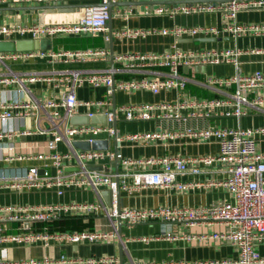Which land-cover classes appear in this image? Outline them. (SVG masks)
<instances>
[{
	"label": "built area",
	"instance_id": "2783aa9c",
	"mask_svg": "<svg viewBox=\"0 0 264 264\" xmlns=\"http://www.w3.org/2000/svg\"><path fill=\"white\" fill-rule=\"evenodd\" d=\"M4 1V0H0ZM26 4L46 5L56 3H81L83 0H20ZM114 1V0H112ZM101 0L98 5L81 8V16L72 22L44 24L0 25V39H43L56 36L98 34L107 29L109 11ZM259 0H229L223 2V21L220 25L175 26L167 29L117 31L119 36H137L161 33L174 37L232 35L248 33L264 35V23L238 24L239 11L260 5ZM197 5V4H195ZM195 6L185 7L192 11ZM211 4L198 9H211ZM164 10L163 8L156 9ZM127 17V14H124ZM107 38V37H105ZM241 50L238 47L188 48L173 45L162 52L136 54H114V60L122 66H109V50L105 47L81 49H34L22 51H0V190L24 191L52 189L57 195L69 188L92 189L100 193L101 188L110 190V202H55L44 204L0 205V242L32 243L49 241L62 243L115 242L118 237L117 222L135 225L148 221H160V235L172 239L171 229L177 224L219 222L228 226L222 233L198 237L200 241L223 239L237 251L230 264H264V256L257 249L264 244V152L257 145L256 136L264 135V126H213L186 127L182 130H160L117 135L115 142L124 139L152 143L169 141L188 136L203 142L215 139L219 145L216 155L194 157L165 155L146 158H127L118 149H81L74 141L91 144L95 140L112 141L113 116L122 112L127 120H189L235 117L261 113L264 115V72L255 71L231 76H207L202 84L217 92L216 96L202 98L186 92L192 81L181 72L182 68L220 63L238 64ZM104 63L103 65H98ZM42 65L25 68L26 65ZM137 69L148 72L139 78H115L118 74L134 73ZM46 84L53 89L52 96L38 98L33 85ZM132 93L175 90L172 100L140 102L112 107V90ZM82 87L104 88L100 98L82 99L78 90ZM44 88L41 90L43 91ZM55 90V91H54ZM75 115L87 117L104 116L105 123L71 124ZM116 117V116H115ZM32 119V127L25 123ZM44 137L29 141L30 137ZM32 142H36L33 144ZM27 144L23 146L24 144ZM63 144L60 150L59 144ZM32 144V145H30ZM119 161L128 166L147 165L155 169L118 173L105 171L107 162ZM219 161L226 167V177L209 182V186H222L233 197L232 201L211 203L200 207L157 206L151 208L118 207L116 197L118 177L119 189L128 192L145 187H163L184 191L197 183L181 181L179 174L199 173L198 165H210ZM101 165L103 169L90 166ZM69 167V170L66 168ZM131 176V182L126 180ZM69 216L104 218L108 229L50 230V222ZM9 223L16 224L15 232H5ZM40 225V229L34 228ZM147 238L143 237V240ZM115 255L70 257L64 253L57 257L0 260V264H117ZM165 264V263H162Z\"/></svg>",
	"mask_w": 264,
	"mask_h": 264
},
{
	"label": "crops",
	"instance_id": "0c3cea01",
	"mask_svg": "<svg viewBox=\"0 0 264 264\" xmlns=\"http://www.w3.org/2000/svg\"><path fill=\"white\" fill-rule=\"evenodd\" d=\"M101 0H83L81 3H99ZM126 1V0H114ZM135 1V0H133ZM146 1V0H139ZM159 1V0H147ZM259 6L239 11L236 14L235 22L238 24L264 23V0H259ZM197 4V5H195ZM211 9H198V6H205L206 3H193L185 7L195 6L192 11H185L183 6L170 5L172 8H163L157 11L152 5H145L144 11L135 7L125 8L122 6L113 7L109 26L104 32L98 34H79L70 36H56L51 39L52 49H81L86 47H105L108 30L111 29V46L114 54H144L148 52H162L171 49L175 44L182 49L188 48H225L238 47L241 50L238 56V64L220 63L208 64L205 71L193 68L181 69L190 81L186 86V92L202 98H210L217 95V92L202 84L207 76L226 77L233 75L236 71L240 74H249L255 71L264 72V35H254L248 33L243 36L234 37L232 35L219 36L221 40H204L211 36H186L174 37L171 34L152 33L137 36L135 38L119 36L117 31L122 29L148 30L167 29L175 26H197V25H220L223 21V2L210 3ZM20 0H4L0 2V25L3 24H39L36 10H16L12 7L33 6ZM8 7V8H7ZM160 7H163L160 5ZM140 9V6H138ZM127 14V17L124 16ZM81 12L72 13H44V23L72 22L79 19ZM98 64V63H97ZM99 63L98 65H103ZM107 65L110 64L108 59ZM113 65L122 66V61L114 60ZM40 67L42 65L29 64L25 68ZM202 66V65H201ZM148 75L146 71L137 69L134 73L118 74L115 78H139ZM44 88L43 91H41ZM34 95L38 98L52 96L53 89H48L44 83L32 86ZM104 88L82 87L78 90V97L82 99L100 98L104 93ZM55 91V90H54ZM175 90L160 91L152 94L149 91H134L132 93L124 91L114 92L115 106L128 105L140 102H158L175 99ZM112 98V96H111ZM113 103V99H112ZM116 131L119 135L134 134L142 132H152L160 130H182L186 127H213V126H241L260 127L264 126V115L253 113L243 115L239 119L235 117H216L212 119L189 120L187 122H176L173 120H127L122 112L117 111ZM28 127H32L33 120H25ZM44 138V137H42ZM40 137L27 138L29 141L41 140ZM257 145L260 151L264 152V135L256 136ZM109 142V149H114L113 141ZM35 144L36 142H32ZM27 145L26 143L23 145ZM32 145V144H30ZM63 150V144H59ZM121 154L127 158L139 159L150 156L162 157L165 155L194 157L198 155H216L219 152V145L215 139L197 142L196 139L177 137L169 141H155L152 143H142L124 139L116 146ZM105 171L115 173L116 168L122 172H138L141 170L155 169L147 165L131 164L125 166L119 161L107 162ZM200 171L197 174L188 172L176 176L178 180L197 183L188 187L184 191L163 187H145L135 191L120 190L119 196L123 207L131 208H151L157 206L167 207H200L211 203L232 201V195L222 186H209V182L218 181L226 177V167L219 161H213L210 165L200 163ZM69 168V167H67ZM126 180L131 182V176ZM106 188H101L104 190ZM103 200L100 193L92 189L69 188L61 195H57L52 189H32L24 191L0 190V205L11 204H44L55 202H93ZM104 201V200H103ZM92 217L91 227L108 229L109 225L104 218L88 216L84 219L87 222ZM160 221H148L135 225H122L121 234L115 242H83V243H62L49 241L44 246L41 241L32 243H12L0 242V260L41 258L43 256L57 257L64 253L70 257H91L100 255H115L117 264L122 260L123 264H230L228 261L237 256L236 248L223 239H212L200 241L198 237L208 236L214 233H222L228 230V226L219 222L196 223L186 225L177 224L171 229L175 232V237L168 239L160 235L163 230ZM34 228L40 229V225ZM16 224L9 223L5 232H15ZM143 237L147 238L143 240ZM257 249L264 256V244H259ZM79 264V263H71Z\"/></svg>",
	"mask_w": 264,
	"mask_h": 264
},
{
	"label": "water",
	"instance_id": "95a60500",
	"mask_svg": "<svg viewBox=\"0 0 264 264\" xmlns=\"http://www.w3.org/2000/svg\"><path fill=\"white\" fill-rule=\"evenodd\" d=\"M229 0H159V1H139V0H126V1H112V0H106L104 3L109 11V19L107 21V26H109L111 15H112V8L113 7H125V8H132L135 7L137 10L144 11L145 5H152L153 9L158 8H172L170 5H174L177 7L185 6L193 3H217V2H227ZM100 3H56V4H46V5H33V6H20V7H12L16 10H36L38 13V23L41 25L43 24V14L44 13H72V12H79L81 8L90 6V5H98ZM163 6V7H160ZM140 6V9L138 8ZM8 8V7H7ZM111 29L108 30V36L105 41V48H108L109 50V60L111 66H113V50L111 46ZM204 40H221L220 37H207ZM51 48V39L50 38H43V39H29V38H22V39H0V51H22V50H34V49H50ZM201 69L202 71H205V66L202 65L200 67L196 66L195 70ZM185 70H187L185 68ZM112 90V99L113 104L112 107L114 109L115 103H114V88L111 87ZM69 122L71 124H86V123H105L106 119L104 116H93V117H87L86 115H75L69 118ZM111 126L114 129V135L112 137V141L114 143V149H116L117 143L115 142V137L118 135L116 131V117L115 114L113 116V120L111 123ZM74 146L81 149H106L109 146V142L107 140H95L91 144L85 141H74ZM92 169H103L101 165L97 166H90ZM70 168H66V170H69ZM105 170V169H104ZM119 169L116 168L115 173H118ZM115 181L117 182L116 186V197L118 200V207H122L123 204L120 201V189L118 186V177L115 178ZM100 194L106 204H109L110 202V196L111 192L108 189H104L100 191ZM123 223L118 220L117 227H118V234H121V227ZM120 264H123L122 260H120Z\"/></svg>",
	"mask_w": 264,
	"mask_h": 264
},
{
	"label": "trees",
	"instance_id": "16d2710c",
	"mask_svg": "<svg viewBox=\"0 0 264 264\" xmlns=\"http://www.w3.org/2000/svg\"><path fill=\"white\" fill-rule=\"evenodd\" d=\"M83 217L80 216H69V217H64L62 219L50 222L48 224V228L50 230H82V229H92L91 227V220L92 217H89L87 222H84Z\"/></svg>",
	"mask_w": 264,
	"mask_h": 264
}]
</instances>
